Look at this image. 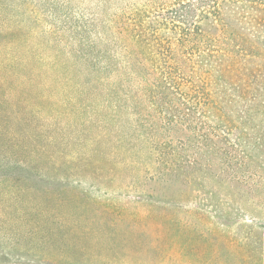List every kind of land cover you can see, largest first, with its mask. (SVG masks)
<instances>
[{"label": "trees", "instance_id": "16d2710c", "mask_svg": "<svg viewBox=\"0 0 264 264\" xmlns=\"http://www.w3.org/2000/svg\"><path fill=\"white\" fill-rule=\"evenodd\" d=\"M86 1L73 24L55 28L72 38L62 50L48 44L55 47L49 70L35 53L16 54L24 35L0 28V199L16 200L17 210L26 211L19 219L34 224L37 214L26 216L28 208L62 192L39 196L20 178L61 184L83 175L27 173L33 161L52 170L64 166L68 156L52 155V147L67 141L68 125L84 133L78 136L85 146L107 136V147L131 153L125 159L140 164L143 176L211 175L251 186L247 160L264 151V0ZM77 158L92 163L86 151ZM215 160L234 162L229 178L212 170ZM12 171L19 176L11 184L5 174ZM8 207L0 201V218ZM45 246V255L60 257Z\"/></svg>", "mask_w": 264, "mask_h": 264}, {"label": "rangeland", "instance_id": "374dc122", "mask_svg": "<svg viewBox=\"0 0 264 264\" xmlns=\"http://www.w3.org/2000/svg\"><path fill=\"white\" fill-rule=\"evenodd\" d=\"M86 4V0H0V28L24 35L25 45L18 46L16 54L35 53L49 70L54 48L62 50L72 38L69 31L55 28L73 24L74 13ZM40 69L37 73L44 77L47 72ZM71 127L62 132L67 141L52 147V155L68 156L64 166L52 170L49 164L35 167L33 161L27 173L42 178H64L70 172L83 175L61 184L22 176L39 196L45 190L52 195L62 192L40 198L28 208L26 216L37 214L34 224L19 219L18 214L26 211L17 210L16 200L0 199L10 205L7 216L0 218V264H264V151L246 159L251 186L211 175L164 181L143 176L140 164L125 159L131 153L107 147V136L96 147L85 146L78 136L84 133ZM43 131L51 136L46 128ZM85 151L92 160L88 166L87 160L77 158ZM215 162L211 169L229 178L234 162ZM0 171H5L3 166ZM5 175L11 184L19 176L18 171ZM68 232L73 235L62 238ZM43 244L60 257L45 255Z\"/></svg>", "mask_w": 264, "mask_h": 264}]
</instances>
